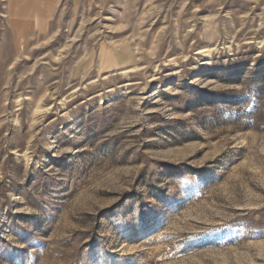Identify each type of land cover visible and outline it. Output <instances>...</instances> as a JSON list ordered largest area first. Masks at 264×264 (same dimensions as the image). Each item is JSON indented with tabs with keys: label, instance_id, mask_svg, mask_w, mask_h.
<instances>
[{
	"label": "rangeland",
	"instance_id": "1",
	"mask_svg": "<svg viewBox=\"0 0 264 264\" xmlns=\"http://www.w3.org/2000/svg\"><path fill=\"white\" fill-rule=\"evenodd\" d=\"M0 264H264V0H0Z\"/></svg>",
	"mask_w": 264,
	"mask_h": 264
},
{
	"label": "bare ground",
	"instance_id": "2",
	"mask_svg": "<svg viewBox=\"0 0 264 264\" xmlns=\"http://www.w3.org/2000/svg\"><path fill=\"white\" fill-rule=\"evenodd\" d=\"M4 62V61H3Z\"/></svg>",
	"mask_w": 264,
	"mask_h": 264
}]
</instances>
